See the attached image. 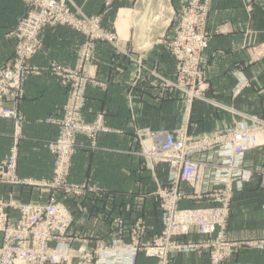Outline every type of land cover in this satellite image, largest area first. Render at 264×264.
<instances>
[{
    "label": "crops",
    "instance_id": "obj_1",
    "mask_svg": "<svg viewBox=\"0 0 264 264\" xmlns=\"http://www.w3.org/2000/svg\"><path fill=\"white\" fill-rule=\"evenodd\" d=\"M72 2L86 16H99L101 26L114 33L117 41L115 46L106 41L94 43L84 69L89 82L81 120L93 123L101 118L107 131L100 133L94 146L87 137L76 136L67 181L95 186L101 193L63 201L73 214L69 234L88 246L95 239L107 242L114 217L133 220L140 216L147 225L144 240L149 241L162 229L161 213L151 194L166 184L168 170L163 166L150 170L141 156L140 141L148 132L183 129L198 137L250 126L252 118L264 121V0H210L206 30L211 39L201 56L204 89L202 99L192 102L178 92L161 95V89L151 85V72L174 79V61L164 42L173 35L176 16L188 0H167L166 13L172 12L164 17L165 22L163 13L158 19L152 14L153 5H142L143 0ZM24 10L21 0H0V67L12 60L15 40L9 34ZM157 20H162L160 25ZM122 24L127 29H122L121 36L117 27ZM41 39V49L28 61V67L38 72L26 79L20 96H9L4 103L23 116L17 175L25 184L0 187V198L10 202L46 204L51 196L63 197L61 191L38 184L53 179L54 156L48 144L59 130L47 120L60 119L67 100V87L49 69L52 62L71 71L81 68L79 54L85 36L58 26L43 29ZM13 131V121L0 118V161L9 153ZM238 161L249 168L264 166V146ZM181 189L190 193L187 185ZM263 202L264 187L257 177L248 184L235 183L227 223L229 241L261 239ZM207 205L213 206L182 201L179 207ZM10 214L15 220L16 213ZM203 238L191 232L183 240L200 242ZM207 263V253L197 250L176 253L171 261ZM137 264H153V260L139 255ZM227 264H264V248L241 246Z\"/></svg>",
    "mask_w": 264,
    "mask_h": 264
},
{
    "label": "built area",
    "instance_id": "obj_2",
    "mask_svg": "<svg viewBox=\"0 0 264 264\" xmlns=\"http://www.w3.org/2000/svg\"><path fill=\"white\" fill-rule=\"evenodd\" d=\"M21 1L25 3L24 13L9 34L15 40L14 54L9 65L0 67V118L11 119L14 125L9 153L0 161V187L25 184L17 175L23 116L4 103L9 96H20L27 77L38 72L28 67V61L41 49V32L64 26L83 34L85 42L79 54L81 68L71 71L52 62L49 69L67 87V103L61 120H47L59 129L58 138L48 144L54 156L53 179L38 184L61 191L63 197L51 196L46 204L0 198V264H137L139 255L153 260V264H171L174 254L188 250L206 252L207 264H227L238 248L227 237L234 185L248 184L255 177L264 185V166L254 169L238 161L264 146V121L252 118L250 126L198 137L183 129L148 132L140 141L141 156L150 170L160 166L168 170L166 184L158 185L151 194L161 213L162 229L145 241L147 225L142 217L127 220L116 216L109 241L95 239L90 246L79 243L78 236L69 234L73 214L63 201L101 192L87 184H68L76 136L87 137L94 146L100 133L107 131L101 118L91 124L81 120L89 82L84 69L90 63L94 43L106 41L115 46L117 38L101 26L99 18L82 14L71 0ZM209 5L210 0H188L177 14L173 35L164 42L174 61V79L151 72V85L161 89V95L178 92L188 102L202 99L201 56L211 39L206 30ZM183 184L190 193L181 189ZM182 201L213 206L180 208ZM261 209L264 215V202ZM10 212L16 213L15 220ZM191 232L203 240L185 242L184 237ZM246 245L263 249L264 235L255 245Z\"/></svg>",
    "mask_w": 264,
    "mask_h": 264
},
{
    "label": "rangeland",
    "instance_id": "obj_3",
    "mask_svg": "<svg viewBox=\"0 0 264 264\" xmlns=\"http://www.w3.org/2000/svg\"><path fill=\"white\" fill-rule=\"evenodd\" d=\"M72 1V0H71ZM141 1V0H140ZM167 0H143V2L144 3H142V5H146V4H148V5H150V4H152L153 5V7H152V14H156L157 15V17H158V19H160L161 18V15L160 14H162L163 13V15H162V19L164 20V22H165V16L167 15L168 16V12L166 13V4H167V2H166ZM23 2V1H22ZM24 3V2H23ZM73 3V2H72ZM24 5H25V3H24ZM75 8L77 9V10H79L82 14H84L79 8H77L76 6H75ZM146 8V7H145ZM160 9V10H159ZM161 12V13H160ZM166 13V14H165ZM85 15V14H84ZM175 15V14H174ZM176 16V15H175ZM174 16V17H175ZM88 17H93V18H99L100 19V17L99 16H88ZM172 17H173V14H172ZM172 20H174L175 21V19L173 18ZM100 22H101V20H100ZM161 22H162V20L161 21H159L158 22V24L160 25L161 24ZM127 25V24H126ZM125 28L127 29V27L125 26V24H122V28L120 27V26H118L117 27V33H118V35H121L122 36V29L125 31ZM30 60V59H29ZM31 75V74H30ZM29 75V76H30ZM28 76V77H29ZM27 77V78H28ZM66 103H67V100H66ZM66 103H65V105H66ZM65 105H64V107H65ZM62 117H63V115H62ZM62 117L60 118V119H58V120H61L62 119ZM54 120H57V119H54ZM95 122V121H94ZM89 124H91V123H89ZM59 130V129H58ZM22 133V132H21ZM58 135H59V133H58ZM58 138V137H57ZM56 138V139H57ZM55 139V140H56ZM54 141V140H53ZM52 142V141H51ZM259 151V150H258ZM258 151H256V152H258ZM259 168V167H258ZM254 169H256V168H254ZM261 182V181H260ZM69 184V183H68ZM261 184H262V182H261ZM70 185H75V184H70ZM263 185V184H262ZM263 187H264V185H263ZM208 203V202H207ZM34 204H36V203H34ZM210 204V203H209ZM263 237V236H262ZM261 237V238H262ZM261 239H259V240H257V241H251V242H242V243H235V244H237L238 245V248H240L241 246H248V245H246V244H251V245H255V243H257L258 241H260ZM232 243H234V242H232ZM248 247H253V246H248Z\"/></svg>",
    "mask_w": 264,
    "mask_h": 264
},
{
    "label": "bare ground",
    "instance_id": "obj_4",
    "mask_svg": "<svg viewBox=\"0 0 264 264\" xmlns=\"http://www.w3.org/2000/svg\"><path fill=\"white\" fill-rule=\"evenodd\" d=\"M147 1V0H146ZM160 10V9H159ZM150 13V12H149ZM161 13V12H160ZM142 14V13H141ZM162 15V14H161ZM157 22H158V20H157ZM154 29V28H153ZM152 33V32H151ZM161 35V34H160Z\"/></svg>",
    "mask_w": 264,
    "mask_h": 264
},
{
    "label": "water",
    "instance_id": "obj_5",
    "mask_svg": "<svg viewBox=\"0 0 264 264\" xmlns=\"http://www.w3.org/2000/svg\"><path fill=\"white\" fill-rule=\"evenodd\" d=\"M169 12H172V10H171V9H169Z\"/></svg>",
    "mask_w": 264,
    "mask_h": 264
}]
</instances>
